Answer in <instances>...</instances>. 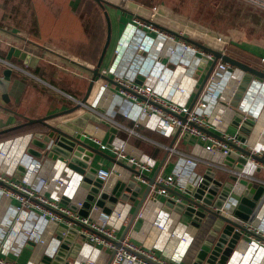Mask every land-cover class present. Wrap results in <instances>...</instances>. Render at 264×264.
Wrapping results in <instances>:
<instances>
[{"label":"crops","instance_id":"1","mask_svg":"<svg viewBox=\"0 0 264 264\" xmlns=\"http://www.w3.org/2000/svg\"><path fill=\"white\" fill-rule=\"evenodd\" d=\"M91 1L102 14L101 21H98L95 25H90L87 20L80 18L79 0H0V72L6 67L2 60L5 59L9 46L17 47L39 58L34 68L27 67L22 60L15 57H11V60H9L10 63L18 68L12 72L10 79L8 87L9 101L5 103L0 95V130L18 125L25 121V118H39L66 111L78 104L85 96L91 80L90 70L96 66L107 33L103 9L94 0ZM105 1L110 3L105 4L104 9H106L110 19L111 33L109 45L99 71L102 73L105 71L103 74L111 78L113 77L112 72L118 69L119 71L122 70V65L119 66V60L122 61L124 59L122 55L129 52L124 57H130L129 54L133 52L134 38L129 37L126 31L127 25L132 20L131 11H121L116 6V3L113 2L115 0ZM256 1H261V5L254 1L246 0H235L234 3L221 2L223 7L232 10L231 14L234 17L226 21V15L216 10L217 18L215 19L218 20L213 22L208 30L212 37L223 39L222 50H224V54L255 69L264 71V0ZM212 6L218 9L220 6L219 0L212 1ZM212 6H210V9ZM239 20L242 21L246 28L240 29ZM195 28L197 26H194L192 30H195ZM169 30L175 31V28H169ZM173 37L176 40L185 41L190 48H194L195 54L191 51L183 52L184 56L182 58V55H180L182 52L176 51L169 45L168 55L162 57V60L160 59L163 64V70L160 71L159 75L163 77V81L157 82L155 87L158 92L171 100L181 103L185 101L191 102L194 97L191 87L200 85L208 67L214 61V55L210 53L212 55L211 61L209 59L204 61L203 59L209 52L194 44L200 43L199 40L195 38L183 39L174 34ZM121 45H123L124 50L117 54L116 51ZM213 45L209 47L217 51L220 50ZM201 51H204V54ZM156 54L152 50L148 56L155 61L158 57ZM195 56L201 58L199 66L196 65ZM131 59L134 66H137L135 71H141L142 73L145 65H142L139 56L134 55V59L133 57ZM169 65L171 66L169 67ZM133 68L128 65L125 67L126 71H130L127 73L129 76H133V73H131ZM249 74L236 67H233V71L227 70L219 73L217 77L218 83L213 84V97L209 100L210 119L218 122L216 124L217 127L212 128V131L220 134L218 129L223 128L230 134H238L246 139V144L241 143L240 146L247 147V149L252 148V146H257V148L264 146V80L261 81L255 75ZM136 75V79L138 77H141L140 80L144 78L143 75ZM178 86L184 89L183 94L177 91L176 88ZM109 90L116 91L117 85L97 77L85 103L91 105L99 104L101 97L105 96L106 91ZM82 108L80 107L77 111L70 115L68 114V117L83 113L84 109ZM238 113L242 115L245 113L251 123H255V120H257V128L252 129L251 132L247 128H241V130H239V127L235 128L232 125V119ZM250 113L253 115L252 117ZM65 119L66 116H61L47 122L55 125ZM114 120L123 125L127 129L126 131H130L128 133L119 130L116 133L118 137L125 140L133 149L136 147L156 159L158 164L160 163L166 154L164 147L169 146L172 139L171 135L163 133L166 130L164 127L156 126L157 128H151L141 124L136 126L132 120L124 118L121 114H116ZM88 123L91 122L89 121ZM35 125L34 130H25L19 134L9 136H5L9 132L0 134V147L7 148L12 155L19 153L25 143L23 137L35 132L46 131L40 124ZM137 127L142 129L139 131L134 130ZM101 128L105 130L106 126L101 125ZM110 137L112 139L109 133L105 134L103 141L110 142ZM134 139L137 141L134 142ZM167 140H169L168 143ZM145 142L151 143L153 145V147L151 146L152 149L148 148ZM175 143H177L176 146L181 152L197 156L199 160L194 168L197 174L202 175L209 163L217 164L220 161L218 153H207L201 147L195 146L196 142L192 137H176L173 144ZM160 151L162 156L159 155ZM102 153L106 157L96 155L95 161L97 165L112 166V161L107 157L110 154L109 151ZM28 154L30 155V153ZM174 159L170 160L165 166L162 164L160 172H169ZM96 163L94 162L95 165ZM248 163L250 165L249 170H252L255 164L254 176L264 177L263 162L256 163L254 160H249ZM55 166L59 174H62V166ZM56 169H54V173ZM121 171L124 174H122L119 181L115 182L114 187L118 182L124 183L126 187V183L129 182L125 180L127 171L124 169H121ZM22 172L21 169H17V173ZM225 174L227 173L224 172L222 175L227 180ZM66 179L68 181L72 180L69 176ZM58 189L64 194L66 202L77 197L78 191L75 189H62L61 187ZM48 190L52 193L54 192L53 187H47L46 191ZM141 190L134 197L136 206L141 198ZM134 201L132 200L133 204ZM107 202L109 203V201ZM6 203L7 201H3V197L0 195V249L2 248V243L7 241L6 246H9L7 259L11 264H41L43 254L41 257L38 256L39 249L35 248L34 245H31V249L26 248L25 243H21L16 236L12 235L14 232L10 233L12 224L8 225V217L4 214ZM105 209L107 211L108 205ZM145 211V224L148 226L144 225L141 228L143 220L139 218L134 222V217H132L130 230L132 232L134 230L139 231L137 237L147 246H159L158 253L164 258L178 259L183 254V251L188 250L185 248L187 243H182L181 237H189L192 232H197V228L192 230V227H189L190 219L183 213L174 214L172 211H163L155 204L149 205ZM186 219L188 220L187 222ZM255 221L264 224V210L255 218ZM158 222L163 223L167 229L166 232L154 229V225ZM169 231H173L175 236L168 238ZM71 233L72 238V236H75V232L71 231ZM143 233H147L144 238ZM132 234L134 235V233ZM78 239L81 240L80 237ZM160 247L163 248L160 249ZM60 249L64 250V253L58 255L60 260L55 259L56 255H54V259L52 258L58 264H64L66 259L72 260L74 258L75 254L70 255L68 251H65L66 246ZM240 249L242 247H239V251ZM244 253L246 255V263H248L252 259L253 254L249 251ZM86 254H89L96 262L101 260L98 254L83 252V255ZM231 257L233 260V256ZM257 260L260 261V264H264V254L254 261Z\"/></svg>","mask_w":264,"mask_h":264},{"label":"built area","instance_id":"2","mask_svg":"<svg viewBox=\"0 0 264 264\" xmlns=\"http://www.w3.org/2000/svg\"><path fill=\"white\" fill-rule=\"evenodd\" d=\"M246 1H254L259 5L262 3L256 0ZM124 2L125 5L118 4L122 5L123 8H127V0H124ZM130 11L132 20L127 25L126 31L129 37L134 38V45L132 46L134 50L129 54L130 57L127 58H132L134 55L139 56L142 65H145L144 71L142 73L141 71L136 72L137 66H134L133 71H131L133 76H129L127 73L130 71L125 70L127 65L131 68L129 62L126 66H121L122 70L119 71L118 69L112 72L113 77L111 79L116 83L117 90L114 92L111 90L106 91L105 96L101 97L100 103L95 104V110L79 102V104H82L81 108L84 107L82 109L91 111L90 115H94L98 120L95 124H92V122L87 123V127L80 135L84 137V141L87 144L98 151H109V156L115 160L112 161V166L97 165L95 161L96 155L87 161L88 167L92 165L95 168L94 179L102 182L99 193L105 192L108 197L112 195L115 189V182L119 181L122 174H124L121 169L127 171L125 180L133 181L134 187L139 186L144 190L146 186H149L150 189L136 213V203L134 200V204L132 202L133 187L127 190L124 186L119 191L120 195L114 196L115 201L111 206L108 205L107 199L103 200L101 206L92 202L88 208H85L86 215L83 216L78 209L84 208L87 196L91 193L94 185L92 182L88 187L81 185L83 175L78 174L67 166L69 156L65 157L55 152L53 157H48L44 151H40L41 154L38 159L33 155H29L27 149L30 146L33 133L23 137L25 143L19 153L12 155L7 148L0 147V195L3 197V201H7L4 214L8 217V225L12 224L10 233L14 232L12 235L16 236L23 244L33 243L34 247L39 249V257L43 254L52 259L60 250L62 239L66 238L70 231H74L77 237L72 236L70 242L65 244V251L78 257L74 255L72 260L66 259L64 264L184 263L183 259L187 250L183 251V254L178 259L164 258L158 253L159 246H147L137 237L139 231L134 230L132 232L130 226L134 213V222L140 218L143 220L141 228L147 225L145 224V209L152 204L159 206L160 210L181 214L176 211L175 207L177 203L182 202V195H188L187 186L190 185L195 188L202 180V175L194 171L199 159L193 154L183 153L178 150L177 143L172 144V146H166L164 147L166 157L162 164L165 166L175 157L172 162L173 165L167 173L159 170L154 176L152 184H149V178L154 175L158 167V161L136 147L133 149L125 140L117 136L116 133L120 129H127L114 120L116 114H121L124 118L132 120L136 126L141 124L151 128L164 127L166 129L163 132L165 135L173 136L174 132L178 130L176 137L187 135L194 138L195 146L201 147L207 153H218L220 161L232 150L230 144L241 145L236 134H230L223 128L218 129L220 134L212 131V128L217 127L216 124L218 123L210 119L209 100L213 97V84L218 83L217 77L219 73L226 72L229 67L221 58L216 60L205 85L198 92V96L193 102L185 101L181 103L171 100L158 92L155 87L157 82L163 81V77L159 75L160 71L163 70L161 58L168 55L169 45L176 51L182 52L180 54L182 58L184 56L183 52L191 51L195 54L194 48H190L185 41L174 39L173 34L183 39L195 38L207 47L214 44L218 46L222 54H224L223 46L218 42L213 43L212 39L205 36L202 30L198 28L192 30L184 27L175 29V31L169 30V27L161 25L152 19V16L157 13L154 9L147 16L142 15L135 8ZM216 39L220 38L216 37ZM123 50V45H121L116 52L119 54ZM152 50L158 56L155 61L148 56ZM201 53L204 54V51H201ZM125 54L122 56L124 57ZM180 55L179 57L181 58ZM208 59L209 61L212 59L210 53L206 54L203 60L208 61ZM195 60L196 65L199 66L201 58L196 57ZM100 73L105 75L103 74L105 71ZM136 74L144 76L140 83L135 81ZM176 89L179 93H184V89L181 87L178 86ZM197 91L198 87H191L193 96L197 94ZM242 116L243 121H248L245 113ZM255 123H258V121L255 120ZM101 125H106L107 130H103ZM109 127H114L116 132H110ZM107 133L112 136V139L110 142L105 141V143L103 139ZM134 134L136 133L134 132ZM51 146V143L48 144L47 149H51ZM252 149L254 154L260 156L264 146L258 148L257 146H252ZM220 161H218V165ZM254 162L258 163L255 160ZM55 165L62 166V174H59ZM208 166L217 167L214 163H209ZM249 167L250 165L248 164L246 168L237 172L238 178H249L252 176L255 171V164L252 170H249ZM87 168H85V171H87ZM17 169H21L23 172L17 173ZM54 169H56V174ZM68 176L72 180L68 181L66 179ZM47 187H53L54 192L46 191ZM59 187L78 191L76 195L78 198L69 199L68 202L76 206V210L61 202L64 194L58 189ZM79 193L80 195H78ZM121 195L126 197L122 198ZM168 200L172 201L171 206L166 205ZM107 205L108 209L106 211L105 207ZM164 207L168 208L165 209ZM220 211L221 214L226 215V217L244 228V230L235 228L241 233V238L232 249L226 264H260L259 260H254L264 254V224L257 223L255 220L248 223L237 219L230 213L232 212L231 207L230 209L221 208ZM189 224L192 230H196L191 221ZM59 228H63V231L59 234L60 238L57 237ZM125 229L127 230L123 235L122 231ZM154 229L161 232L167 231L163 223L159 222L154 225ZM195 234L196 231L189 234V237H181V242L187 243L186 249L190 246ZM54 235L55 237H53ZM146 235L147 233H143V238ZM174 236L175 233L169 231L167 237L172 238ZM6 244L7 241L2 243V248L0 249V264H11L7 259L9 246H6ZM239 247H242L243 250L240 249L242 252L239 251ZM162 248L160 247V249ZM246 251L253 254L252 259L249 258L248 263L245 260L246 255L244 252ZM83 252L98 254L101 260L96 262L89 254L83 255ZM62 253H64V250ZM231 256H233V260Z\"/></svg>","mask_w":264,"mask_h":264},{"label":"water","instance_id":"3","mask_svg":"<svg viewBox=\"0 0 264 264\" xmlns=\"http://www.w3.org/2000/svg\"><path fill=\"white\" fill-rule=\"evenodd\" d=\"M103 9V15L107 24V33L104 45L98 57L96 66L91 69V80L88 84L85 96L81 99L80 103L86 104V99L90 94L92 86L95 79L101 78L103 81H107L111 84H116L114 81L102 75L99 71L102 59L106 52V49L110 41L111 25L108 13L104 10L105 4H110L105 0H94ZM118 7V6H117ZM120 8V7H118ZM194 43V42H193ZM206 52L212 53L214 55V61L208 67L206 74L204 75L200 85L198 86L197 94L192 98V102L198 96V92L201 91L205 85L211 71L213 70L214 64L218 58L229 64L228 71H233V67L239 68L244 72L255 75L259 80H264V71L255 69L237 59L230 57L229 55L222 54L211 47H207L200 43H194ZM11 57L18 58L23 61L24 65L27 67L34 68L39 61L37 56H32L29 53L14 47L9 46L7 49V54L2 62L5 64V68L0 72V95L1 99L7 103L9 101L8 87L10 84V79L12 72L18 68L14 64L10 63ZM171 65H169L170 67ZM249 74V75H250ZM141 77L135 79L136 82H141ZM82 104H76L74 107L56 114L49 116L39 117V118H25L22 123L8 127L6 129L0 130V134L8 132L24 125L29 124H40L42 128L46 129L45 132H35L33 133V138L31 139L30 146L27 152L33 155L35 158L40 157V151L46 152L48 157H53L55 152L62 154L65 157L69 156V163L67 166L83 175V181L81 185L83 187H88L91 182L94 187L91 189V193L87 196L84 208L78 209L81 215H86V209L90 206L92 202L96 205L101 206L103 200L108 199L109 206L115 201L114 196H119V191L124 187V183L118 182L112 195L108 197L105 192L99 193V189L102 186V182L98 179H94L95 168L94 166H89L87 161L92 159L95 155L105 156L102 152L98 151L96 148L87 144L84 141V137L80 133L87 127V123L90 121L92 123H97V119L94 115H90L89 111H83L81 114H75L68 117V114L77 111ZM251 114V113H250ZM61 116H66V119L55 125L49 124L47 121L58 118ZM253 116L252 114L250 115ZM242 114H236L232 119V125L241 128H247L251 132L252 129H256L258 123H251L247 120H242ZM258 118V117H257ZM260 121V119H259ZM242 122V123H241ZM241 124V125H240ZM106 126V125H104ZM109 131L112 133L116 132L114 127H109ZM178 135V130L174 132L169 146H172L176 136ZM187 135H185L186 137ZM237 137L241 143L246 142L245 138ZM111 137L109 138L110 141ZM51 143V149H47L48 144ZM232 150L220 161V164H216L219 168H214L213 166H208L204 173L202 174V180L197 185V187L187 186L186 191L188 195H182V202L177 203L175 209L176 211L183 213L191 221V224L197 228V232L193 237L190 246L185 254L183 262L185 264H226L229 256L231 255L232 249L235 244L241 238V233L237 229L244 230V228L236 223L235 221L226 217V215L221 214V208H228L231 211L232 216L239 220L246 221L248 223L255 220L259 212L264 209V177H256L254 175L249 178H238L237 172H240L246 166H248L249 160H255L264 163V149L260 156L253 153L252 148L241 147L239 145L230 144ZM45 154V153H44ZM111 161H115L112 157L107 156ZM166 154L161 159L158 167L156 168L154 175L149 178V184H152L154 176L159 172ZM119 163V162H118ZM123 165L122 163H119ZM88 167V168H87ZM87 168V171H85ZM227 177L225 180L223 173ZM132 191V200L138 195L141 188L139 186L134 187V182L129 181L126 183V189ZM149 186H146L144 190L141 191V198L138 202L135 213L141 207L142 202L146 198ZM99 193V195H98ZM122 198L126 196L121 195ZM61 202L68 205L69 208L76 210V206L72 203L66 202V200L61 199ZM167 206L172 205V201L168 200L166 202ZM195 208H194V207ZM165 209L168 207H164ZM134 213V214H135ZM133 214V217H134ZM126 230V229H125ZM63 228H59L57 231V237H59L60 232ZM126 231L123 232V235ZM71 231L66 238L62 239L61 248L65 244L69 243L71 240ZM33 243H26L25 247L31 249ZM63 249H60L55 256V259L60 260L59 254H62ZM111 259V257H110ZM109 259V262H110ZM41 264H58L57 261L52 260L49 256L43 255L41 259Z\"/></svg>","mask_w":264,"mask_h":264},{"label":"rangeland","instance_id":"4","mask_svg":"<svg viewBox=\"0 0 264 264\" xmlns=\"http://www.w3.org/2000/svg\"><path fill=\"white\" fill-rule=\"evenodd\" d=\"M79 1H80L79 2L80 3L79 15L81 19L83 18L87 20L90 25H95L98 23V21L99 22L101 21L102 14L100 11L96 9L95 4H93L91 0H79ZM212 1L214 0H127V3H128L127 8H123L122 6V5H125L124 0L123 1L115 0L113 2L116 3V6L118 7L121 6L122 8L120 7V9L123 12L124 11L129 12L130 10H132L131 8H135L139 13L145 16H147L153 8L157 12L155 21L158 22L159 24L164 25L169 28H175V29L176 28L181 29L184 27L193 29L194 26H197L198 29L202 30L205 36L212 39L213 42H218L220 43V45H222L223 39H216L212 37L211 36L212 34L208 30V28L210 29L211 28L210 25L213 22L218 20V19L217 20L215 19L217 18L216 10H219L220 13H222L223 15H226V21L234 17L233 14H231L232 10H228L227 7H223V4L221 2L234 3L235 0H219L220 6L218 7V9L212 6ZM210 6H212L211 9H210ZM239 24H240V29L242 30L243 27L245 26L242 24L241 20H239ZM213 46L218 47L216 45H213ZM126 53H129V52H126ZM123 58L124 59L119 62V66L121 65L126 66L130 62L131 67H134V64L132 63L131 58H127V57H123ZM86 105H88L90 109L95 110V107H96L95 104L93 105L86 104ZM92 124H95V123H92ZM137 129L140 130L142 128L138 127V128H135L134 130H137ZM120 131H126V130L120 129ZM126 132L129 133L130 131H126ZM135 141L137 140L134 139V142ZM146 144L148 148L152 149L153 145L151 143L145 142V145ZM187 221L188 220L186 219V222ZM44 236L46 237L45 234Z\"/></svg>","mask_w":264,"mask_h":264},{"label":"trees","instance_id":"5","mask_svg":"<svg viewBox=\"0 0 264 264\" xmlns=\"http://www.w3.org/2000/svg\"><path fill=\"white\" fill-rule=\"evenodd\" d=\"M37 124V123H36ZM26 125L20 127V128H17V129H14V130H11V131H8L9 133L5 134V136H9V135H14V134H19L20 132H24L25 130H34V128L36 127L35 124H29L25 127ZM138 128V127H137ZM16 130V131H15ZM137 131H139V129H137ZM170 140V139H169ZM169 140H167V143L169 142ZM160 156H162L161 154V151L159 153Z\"/></svg>","mask_w":264,"mask_h":264},{"label":"bare ground","instance_id":"6","mask_svg":"<svg viewBox=\"0 0 264 264\" xmlns=\"http://www.w3.org/2000/svg\"><path fill=\"white\" fill-rule=\"evenodd\" d=\"M131 9H134V8H131ZM155 17H156V15H153V16H152V19H154V20H155Z\"/></svg>","mask_w":264,"mask_h":264}]
</instances>
